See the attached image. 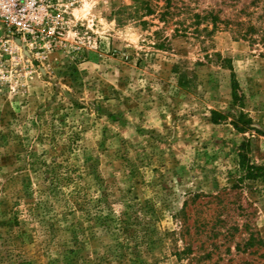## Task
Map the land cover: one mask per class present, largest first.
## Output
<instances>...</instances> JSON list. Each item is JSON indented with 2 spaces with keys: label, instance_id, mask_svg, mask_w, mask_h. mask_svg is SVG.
I'll return each mask as SVG.
<instances>
[{
  "label": "rangeland",
  "instance_id": "1",
  "mask_svg": "<svg viewBox=\"0 0 264 264\" xmlns=\"http://www.w3.org/2000/svg\"><path fill=\"white\" fill-rule=\"evenodd\" d=\"M148 1L44 0L51 47L0 28V264H264L237 165L264 167V45L193 17L249 0Z\"/></svg>",
  "mask_w": 264,
  "mask_h": 264
},
{
  "label": "trees",
  "instance_id": "2",
  "mask_svg": "<svg viewBox=\"0 0 264 264\" xmlns=\"http://www.w3.org/2000/svg\"><path fill=\"white\" fill-rule=\"evenodd\" d=\"M141 5L142 8L146 10V12H152V9L150 8L149 1L148 0H137ZM166 6L169 3V0H165ZM248 7H252L253 9H259L260 12L254 16L256 11H248ZM241 13L245 15V19L236 18L234 21H230L228 19L226 20H220L219 16L214 13L213 11H208L205 15H200L197 13L193 14L195 21H200L201 19H205L208 22L212 23L214 27L217 26V24L224 23L225 26L232 25L235 28L236 33L238 36H240L243 39H248L252 43L253 42H262L264 45V0H249V3L246 7H244L241 10ZM167 14V11H165L162 14ZM177 30V29H176ZM161 44V43H160ZM228 61V59H225ZM232 77V99H233V105L237 106L239 103V96L237 95V82L234 79V73L231 72ZM227 114H224L220 111H211V119L213 122H217L221 119H225ZM250 118L246 117L243 113H240L239 116L236 119H233L232 125L234 128L238 131H245L247 129H250ZM238 168H239V182L242 183L244 180L248 181H263L264 182V167L261 165H257L253 163L249 156V150H250V144L248 141H242L238 147ZM234 187H238V185H234ZM260 241V239L258 240Z\"/></svg>",
  "mask_w": 264,
  "mask_h": 264
},
{
  "label": "built area",
  "instance_id": "3",
  "mask_svg": "<svg viewBox=\"0 0 264 264\" xmlns=\"http://www.w3.org/2000/svg\"><path fill=\"white\" fill-rule=\"evenodd\" d=\"M44 0H0V28L9 33L20 34L21 38L31 40L46 35L49 47L55 45L64 36L63 22L60 13ZM56 12V13H55Z\"/></svg>",
  "mask_w": 264,
  "mask_h": 264
}]
</instances>
